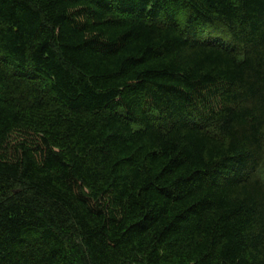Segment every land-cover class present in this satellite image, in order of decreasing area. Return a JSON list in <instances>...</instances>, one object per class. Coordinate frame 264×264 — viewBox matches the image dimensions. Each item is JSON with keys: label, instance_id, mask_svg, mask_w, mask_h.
<instances>
[{"label": "trees", "instance_id": "1", "mask_svg": "<svg viewBox=\"0 0 264 264\" xmlns=\"http://www.w3.org/2000/svg\"><path fill=\"white\" fill-rule=\"evenodd\" d=\"M0 264H264V0H0Z\"/></svg>", "mask_w": 264, "mask_h": 264}]
</instances>
